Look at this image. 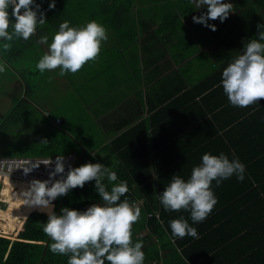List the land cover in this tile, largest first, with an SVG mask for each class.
Wrapping results in <instances>:
<instances>
[{"label": "crops", "instance_id": "1", "mask_svg": "<svg viewBox=\"0 0 264 264\" xmlns=\"http://www.w3.org/2000/svg\"><path fill=\"white\" fill-rule=\"evenodd\" d=\"M223 2L231 3L234 9L223 23L219 19L207 21L216 31L193 22V16L207 12L206 7L197 8L195 0H131L129 18L114 21L115 29L106 26L103 19L96 21L108 34L96 61L64 76H59V68L46 70L54 83L47 105L60 108L66 106L63 103L68 98L80 100L81 114L86 119L80 139L63 128L66 124L62 118H50L46 112L47 119L39 124V130L22 136L26 142L23 152L37 155L56 146V153L77 155L81 150L95 158L103 147L133 127L136 137L151 139L155 128L152 119L158 121L157 128L161 126L159 135H155L161 140L169 133L176 134L172 139L186 134L191 139L198 138L203 131L196 127L205 119L219 128L218 134L233 128L234 123L252 119L244 123L241 137L254 126L264 125V100L247 108L234 107L218 86L223 69L240 53L244 43L258 39L257 25H264V1ZM66 9L71 12L68 21L73 27L75 10ZM80 12L87 10L82 8ZM90 21L93 20L81 19L75 27ZM67 123L70 124L68 120ZM71 145L77 152L65 149ZM147 146H151L149 140ZM89 183L94 187L95 181ZM101 202L99 198L96 203ZM19 221L23 224L24 219ZM18 231L16 224L15 233Z\"/></svg>", "mask_w": 264, "mask_h": 264}, {"label": "trees", "instance_id": "2", "mask_svg": "<svg viewBox=\"0 0 264 264\" xmlns=\"http://www.w3.org/2000/svg\"><path fill=\"white\" fill-rule=\"evenodd\" d=\"M52 2L34 0V4H39L44 12L46 23L38 25L36 33L27 41L14 39L10 42L11 49L5 52V41L0 39V56L3 59L10 56L19 58L30 48L47 47L38 43L39 38L47 35L50 43L60 23L68 20L71 13L62 0H54L55 8L49 9L48 5ZM99 4L97 12L110 28H116L114 21L130 16L131 0H100ZM9 14L11 19V8ZM88 17L92 19L91 14ZM8 31L11 33V27ZM249 120L252 119L234 123L233 128L218 134L219 128L213 127L211 120L205 119L196 127V130L203 131L198 138L191 139L186 134L172 139L176 134L169 133L166 139L161 140L160 137L155 138L161 126L157 128L158 121L152 119L155 128L151 139L136 137V129L133 127L103 147L101 155L95 158L85 151H76L78 160L74 168L86 163H100L117 173L116 183L127 182L129 191L121 197V202L124 199L131 204L136 202L141 209V217L132 226V242H142L144 264H264V125L254 126L241 137V129ZM1 131L2 124L0 145L3 141ZM148 140L151 142L149 147ZM55 147H50L51 151H39L37 155H29L20 150L13 151V155L56 157L66 154L56 153ZM205 153H224L230 160L235 154L245 165V178L240 182L233 175L219 186L213 181L211 190L217 204L203 222L193 224L190 216L184 215L189 211H165L157 197L173 175H179L187 181L191 174V170H187L198 166ZM106 181L104 183L110 191L112 185ZM99 198L95 187L91 188L87 182L83 188L71 189L67 195L58 197L53 211L59 214L64 207L83 211L88 205L98 204L96 202ZM8 207H19L25 212L20 219L9 210H0V264H38L43 252L40 264H67L68 256L49 251L48 245L52 241L40 226L47 221L46 213L28 208L29 212L27 207L12 204H8ZM3 208L4 205L0 203V209ZM25 216L27 218L22 224L19 220L25 219ZM181 217L190 226H195L198 238L185 236L173 240L169 222ZM16 224L19 230L17 234Z\"/></svg>", "mask_w": 264, "mask_h": 264}, {"label": "clouds", "instance_id": "3", "mask_svg": "<svg viewBox=\"0 0 264 264\" xmlns=\"http://www.w3.org/2000/svg\"><path fill=\"white\" fill-rule=\"evenodd\" d=\"M195 3L197 8L206 7L207 12L199 17L193 16V22L203 24L212 31L216 28L208 25L207 21L219 19L223 23L234 9L231 3H224L223 0H195ZM48 7L55 8L54 0ZM45 23V14L39 4H34V0H0V39L5 41V52L11 49L10 42L14 39L27 41L36 33L37 26ZM10 27L11 33L8 31ZM257 30L258 39H249L244 43L240 53L222 71L218 86L222 87L228 102L234 107L247 108L264 100V25L258 24ZM107 40V30L94 20L78 27H71L70 22L64 20L50 43L47 35L39 38L38 43L47 45L48 50L36 63V69L41 74L57 68L60 69L59 76L75 74L87 62L96 61L102 42ZM6 67L0 62V73L5 72ZM41 144H47V141H41ZM64 159L62 155H57L54 162L47 159L23 168L27 175L40 164L46 167L55 164L47 180L33 179L19 194L14 193L9 185L12 199L29 209L46 213L47 221L40 226L52 241L48 245L49 251L68 256L67 264H144L142 242H132V226L141 217V209L127 199L121 202V197L129 191L127 182L116 183L117 173L100 163L69 167L66 175H62L65 172ZM244 174L245 165L235 154L230 160L224 153H205L200 164L191 169L187 181L173 175L157 198L165 211H189L192 223L198 224L209 216L217 204L211 190L212 182L219 186L233 175L242 182ZM57 175L60 178L54 179ZM105 179L112 185L110 191L104 183ZM90 181H95V190L102 201L100 204H92L85 211L67 207L62 208L59 214L53 211L56 203L53 204V201L67 195L71 189L83 188ZM169 228L173 240L185 236L198 238L197 229L183 217L171 220Z\"/></svg>", "mask_w": 264, "mask_h": 264}, {"label": "rangeland", "instance_id": "4", "mask_svg": "<svg viewBox=\"0 0 264 264\" xmlns=\"http://www.w3.org/2000/svg\"><path fill=\"white\" fill-rule=\"evenodd\" d=\"M62 1L66 3L67 7L75 10L73 13V27L76 26V21L89 18V14H91L94 21L100 22L102 20L100 13L97 12L100 0ZM82 8L87 12H80ZM35 48L26 50L19 58L10 56L3 59L0 57V62L7 66L6 71L0 73V125L2 124L1 139H3L0 145V157L15 156L13 151L17 150L25 151L23 147H25L26 142L22 139V136H30L36 130H39V124L47 119L45 117L47 116L46 112H49L50 118L54 115L62 118L66 124L63 128L69 130L70 136L73 138H79L83 125H86L85 116L81 114L80 100L68 98L63 103L66 106L53 109L45 103L51 98L50 89L54 83L53 79L49 82L51 75L48 72L45 71L41 74L36 69V63L45 52L38 51ZM25 86H27V93H25ZM5 119L6 124L3 125ZM67 120L70 124L67 123ZM71 144L74 146L73 141ZM72 145L65 147V149L77 151ZM11 179L22 181L15 178ZM1 187L0 182V189ZM0 203L4 205L2 210H9L11 214L20 219L24 216V209L19 207L9 208L1 198Z\"/></svg>", "mask_w": 264, "mask_h": 264}, {"label": "built area", "instance_id": "5", "mask_svg": "<svg viewBox=\"0 0 264 264\" xmlns=\"http://www.w3.org/2000/svg\"><path fill=\"white\" fill-rule=\"evenodd\" d=\"M59 121H56L58 125ZM64 159V167L65 172L62 175H66L68 168L74 166L77 163V155L74 153H67L63 155ZM54 156H29V157H20V156H11V157H0V177H11L15 179H19L29 183L31 180L36 179L40 181L47 180L49 178V172L52 171L55 167V164L46 167L43 164H40L38 168L33 169L27 175L24 174L23 168L28 167L33 163H41L47 159H51L53 162L55 161ZM60 175H57L54 179H59ZM57 200V199H56ZM53 201V204L56 202ZM132 204L137 206L136 202Z\"/></svg>", "mask_w": 264, "mask_h": 264}, {"label": "bare ground", "instance_id": "6", "mask_svg": "<svg viewBox=\"0 0 264 264\" xmlns=\"http://www.w3.org/2000/svg\"><path fill=\"white\" fill-rule=\"evenodd\" d=\"M0 182L2 184V187L0 189L1 200L4 203L7 202L10 204L21 205L18 202H16L14 199L11 198V192L9 190V185L12 186L14 193L19 194L22 190H25L27 188L29 183H26L25 181H15L9 177H0ZM7 203H5L6 206H8ZM21 206H23V205H21ZM24 207H26V206H24ZM27 216L25 217L24 220H26Z\"/></svg>", "mask_w": 264, "mask_h": 264}, {"label": "water", "instance_id": "7", "mask_svg": "<svg viewBox=\"0 0 264 264\" xmlns=\"http://www.w3.org/2000/svg\"><path fill=\"white\" fill-rule=\"evenodd\" d=\"M43 255H44V252L42 253L40 260L38 261V264H40L39 262L42 260Z\"/></svg>", "mask_w": 264, "mask_h": 264}]
</instances>
